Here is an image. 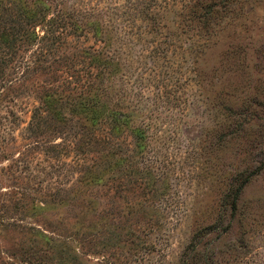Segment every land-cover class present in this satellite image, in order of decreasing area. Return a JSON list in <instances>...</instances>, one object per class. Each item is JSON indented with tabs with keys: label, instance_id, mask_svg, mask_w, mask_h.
I'll return each mask as SVG.
<instances>
[{
	"label": "rangeland",
	"instance_id": "1",
	"mask_svg": "<svg viewBox=\"0 0 264 264\" xmlns=\"http://www.w3.org/2000/svg\"><path fill=\"white\" fill-rule=\"evenodd\" d=\"M41 1L100 19L146 141L43 113L91 34L0 46V264H177L202 229V264H264V0Z\"/></svg>",
	"mask_w": 264,
	"mask_h": 264
},
{
	"label": "trees",
	"instance_id": "2",
	"mask_svg": "<svg viewBox=\"0 0 264 264\" xmlns=\"http://www.w3.org/2000/svg\"><path fill=\"white\" fill-rule=\"evenodd\" d=\"M54 7L55 15L46 18L49 8L41 0H8V28H6L7 31H0V46L8 51V64L15 62L14 58L19 50L17 49L18 43L24 42L30 46L35 42H43L44 45L49 42L53 47L56 43L64 44L61 42L64 33L75 38L91 34L97 42L102 44V47L100 49L81 47L76 51L75 65L69 64L66 69L70 72V74L66 72L68 80L65 81L66 87H71L69 94L60 97L44 95L41 98L43 113H48L50 119L60 125L68 122L66 109H69L74 117L81 118L86 115L88 126L79 123L80 127L90 133L105 124L104 141L120 139L124 135L129 136L132 141H146L144 129L133 123L132 115L135 113L125 112L124 109L127 107L118 106L109 97L108 91L112 89V86L108 83L110 78L118 72L120 64L109 56L110 45L107 42L111 40L106 37L100 19L97 22H88L87 16L82 20L74 19L66 11L56 10L57 5ZM35 24H41V37L36 30L32 29ZM40 118L41 115L37 121L35 117L36 126L39 125ZM234 206L233 201L232 208ZM213 228L208 227L204 231L210 232ZM202 230L194 234L177 264H202L204 255L197 248Z\"/></svg>",
	"mask_w": 264,
	"mask_h": 264
}]
</instances>
